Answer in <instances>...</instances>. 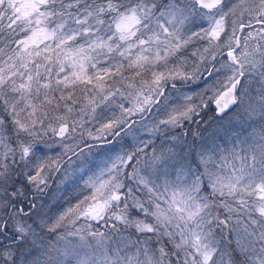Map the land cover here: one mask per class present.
<instances>
[{
  "label": "snow or ice",
  "instance_id": "snow-or-ice-1",
  "mask_svg": "<svg viewBox=\"0 0 264 264\" xmlns=\"http://www.w3.org/2000/svg\"><path fill=\"white\" fill-rule=\"evenodd\" d=\"M0 264H264V0H0Z\"/></svg>",
  "mask_w": 264,
  "mask_h": 264
},
{
  "label": "trees",
  "instance_id": "trees-1",
  "mask_svg": "<svg viewBox=\"0 0 264 264\" xmlns=\"http://www.w3.org/2000/svg\"><path fill=\"white\" fill-rule=\"evenodd\" d=\"M210 115H212L211 112H209V113L207 114V116H205V119L208 118V116H210Z\"/></svg>",
  "mask_w": 264,
  "mask_h": 264
},
{
  "label": "rangeland",
  "instance_id": "rangeland-1",
  "mask_svg": "<svg viewBox=\"0 0 264 264\" xmlns=\"http://www.w3.org/2000/svg\"><path fill=\"white\" fill-rule=\"evenodd\" d=\"M207 119V118H206Z\"/></svg>",
  "mask_w": 264,
  "mask_h": 264
}]
</instances>
